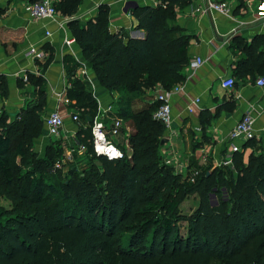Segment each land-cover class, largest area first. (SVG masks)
<instances>
[{
    "label": "trees",
    "instance_id": "1",
    "mask_svg": "<svg viewBox=\"0 0 264 264\" xmlns=\"http://www.w3.org/2000/svg\"><path fill=\"white\" fill-rule=\"evenodd\" d=\"M81 1L58 0L55 9L69 18ZM156 1L130 8L142 38L110 32L106 4L95 18L67 23L99 84L119 94L114 115L129 129L117 139L127 151L122 159L93 154L90 133L82 129L77 139L87 151L83 158L76 155L66 171L54 170L64 152L61 141L52 140L44 157L37 156L32 144L42 134L46 108L41 76L28 75L36 100L11 121L7 114L0 116V197L11 202L10 209L0 210V264H264L260 140L243 145L251 149L247 160L243 150L234 153L231 167H197L193 181L192 171L185 177L176 174L160 156L165 126L153 118L158 103L146 94L185 80L192 36L177 24L176 10L193 0ZM237 1L243 7L244 0ZM256 56L245 66L240 63L238 74L256 70L264 55ZM63 61L69 107L85 120L95 115L97 101L86 81L74 76L80 64L67 55ZM0 94L7 95L1 80ZM16 149L22 154L19 162ZM36 171H42L39 182L31 180ZM189 194L198 197V206L185 217L178 207ZM180 221L187 223L186 234Z\"/></svg>",
    "mask_w": 264,
    "mask_h": 264
},
{
    "label": "crops",
    "instance_id": "2",
    "mask_svg": "<svg viewBox=\"0 0 264 264\" xmlns=\"http://www.w3.org/2000/svg\"><path fill=\"white\" fill-rule=\"evenodd\" d=\"M31 1L0 0V8L4 10L0 17V80L7 89L6 96L0 94V116L7 114L13 120L27 102L36 100L37 89L28 81V75L41 76L45 80L44 115L55 109L67 114L74 110L69 107L72 100L66 94L70 86L63 61L66 55L80 64L75 77L83 80L82 71L85 70L91 79L90 82L86 80V88L94 92L97 110L99 105L105 107L111 102L114 109L118 92L99 84L77 43L70 48L64 43L72 36L67 25L71 18L59 14L53 21L32 19L27 12ZM130 1L137 5L157 4L156 0H82L72 19L84 23L95 18L99 6L106 4L110 32L142 38L144 31L136 28L137 21L130 9L124 11ZM210 1L218 0H193L176 10L177 24L184 29V34L192 36L189 63L197 58L203 60L198 67L191 68L188 64L184 68L183 90L170 100L171 130L164 132L159 148L164 162L174 173L184 177L197 167L215 166L224 157L229 147L228 134L246 112L255 118L254 128L258 139L264 143V87L255 84L264 74V58L256 62V70L246 75L238 74L240 70L236 69L240 63L245 66L254 61L258 53L264 55V18H258L255 12L260 0H244L241 8L237 7V0H232L231 17L203 11ZM227 77L234 79L232 89L221 86V80ZM31 89L36 91L34 95ZM146 95L153 98L152 92ZM194 98L199 99L200 106L188 112L187 105ZM222 105L225 108L222 109ZM231 105L234 106L232 110L228 109ZM66 126L75 127L69 120ZM243 150L247 160L251 149Z\"/></svg>",
    "mask_w": 264,
    "mask_h": 264
},
{
    "label": "built area",
    "instance_id": "3",
    "mask_svg": "<svg viewBox=\"0 0 264 264\" xmlns=\"http://www.w3.org/2000/svg\"><path fill=\"white\" fill-rule=\"evenodd\" d=\"M58 0H35L27 5V12L32 19L35 20H55L59 15L55 9V4ZM209 10L218 12L222 15L232 16V0H218L210 1L203 11ZM255 12L258 18H264V0H260L255 5ZM72 17H69V19ZM50 32H46L49 35ZM67 47L76 44L75 39L71 36L64 41ZM203 63V60L197 58L189 63L191 68L198 67ZM82 74L85 76L83 80L91 81L83 70ZM255 84L258 87H264V74L260 75ZM183 84L178 83L169 89L157 86L153 91V101L158 103L153 112V118L161 121L165 126V132H170L172 125V112H171V97L183 90ZM221 86L224 89H232L234 86V79L232 77L223 78ZM94 94V92H92ZM58 98L61 101V94L58 93ZM98 105V103H97ZM200 101L198 98L192 99L187 105V111L192 112L199 108ZM72 122L75 127L67 128V121ZM44 130L45 136L49 139L61 141L64 146L63 156L57 159L54 163V170L67 169V165L75 161V156L80 158L85 156L87 147L83 143H79L77 139L80 129L88 130L90 133L91 152L96 156H103L109 160L122 159L127 151L123 150L118 144V137L122 129L129 131L125 126L122 118L114 115L112 102L105 107L98 106V110L93 116H89L88 120L81 121L80 113L76 109L68 112L61 113L57 109L49 111L44 117ZM255 118L250 112H246L236 125L229 132L227 141L229 147L225 156L220 159L215 166H232L233 155L236 152L243 151V145L251 139H258V134L254 128ZM115 137L113 141L110 137ZM127 149V141L125 143ZM199 171L191 172L190 180L193 181L198 175Z\"/></svg>",
    "mask_w": 264,
    "mask_h": 264
},
{
    "label": "rangeland",
    "instance_id": "4",
    "mask_svg": "<svg viewBox=\"0 0 264 264\" xmlns=\"http://www.w3.org/2000/svg\"><path fill=\"white\" fill-rule=\"evenodd\" d=\"M32 89H33V87H32ZM32 93L34 95L36 93V91L33 92V90H32ZM34 98L36 99L35 96H34ZM138 98H142V96L141 97H138ZM9 120L11 121V119H9ZM88 135H89V133H88ZM110 138L113 141L116 140L115 137H112L111 136ZM259 140H260V143H262V139H258V141ZM51 141H52V139H49V138H47L45 136V130L43 128L42 134L37 139H35L34 142H33V144H32V148H33L34 152L37 154V156H40L42 158L44 157V155H45V147ZM263 146H264V143H263ZM14 154H15L16 161L19 162L20 159H21V157H22V154L18 151V149H16L14 151ZM225 154H224V156H225ZM208 166H213V165L212 164H208ZM206 167H207V165H206ZM203 168H205V167H203ZM20 170L22 172H25V168H23V167H21ZM41 172L42 171H36V174L33 175V179H31V180L33 182H39V177L41 175ZM197 206H198V197L195 194H189V195H186L184 197V199L181 201V203H180V205L178 207V210H179V213L182 216L188 217V216H190L195 211V209L197 208ZM10 208H11V202L8 199H6V198L0 197V210H6V209H10ZM180 224H181V226H180L181 227V232L183 234H186L187 223L185 221H180ZM211 264H223V263L221 261H213Z\"/></svg>",
    "mask_w": 264,
    "mask_h": 264
},
{
    "label": "water",
    "instance_id": "5",
    "mask_svg": "<svg viewBox=\"0 0 264 264\" xmlns=\"http://www.w3.org/2000/svg\"><path fill=\"white\" fill-rule=\"evenodd\" d=\"M137 4L135 2H128L126 5H125V8H124V11H127L128 9H130L131 7H134L136 6Z\"/></svg>",
    "mask_w": 264,
    "mask_h": 264
}]
</instances>
